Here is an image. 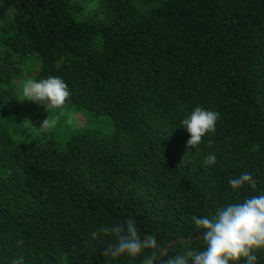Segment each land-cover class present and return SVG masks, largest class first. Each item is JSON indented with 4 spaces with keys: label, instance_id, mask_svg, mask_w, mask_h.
I'll use <instances>...</instances> for the list:
<instances>
[{
    "label": "trees",
    "instance_id": "obj_1",
    "mask_svg": "<svg viewBox=\"0 0 264 264\" xmlns=\"http://www.w3.org/2000/svg\"><path fill=\"white\" fill-rule=\"evenodd\" d=\"M48 76L115 128L26 134L18 85ZM196 106L220 116L192 148L180 122ZM245 171L257 188L233 191ZM260 192L264 0H0V264H159L114 260L92 232L131 218L169 253L199 248L193 215Z\"/></svg>",
    "mask_w": 264,
    "mask_h": 264
},
{
    "label": "clouds",
    "instance_id": "obj_2",
    "mask_svg": "<svg viewBox=\"0 0 264 264\" xmlns=\"http://www.w3.org/2000/svg\"><path fill=\"white\" fill-rule=\"evenodd\" d=\"M20 91L23 100L46 109L62 107L70 96L67 83L59 76L25 80ZM219 116L218 112L202 106H196L187 113L180 122L190 134L187 145L195 148L203 137L214 133ZM52 126L46 119L41 127L47 129ZM216 160L214 154H209L204 162L211 166ZM228 184L233 191L257 188L256 178L247 171L230 178ZM191 220L201 235L202 246L198 248L186 243L173 253L167 251L156 235L142 238L136 220L131 218L101 226L92 232V236L111 237L104 248V255L114 260L122 256L136 258L151 250L159 264H258L257 253L264 251V192L223 204L206 215H193ZM13 264H24L23 257L15 259Z\"/></svg>",
    "mask_w": 264,
    "mask_h": 264
},
{
    "label": "rangeland",
    "instance_id": "obj_3",
    "mask_svg": "<svg viewBox=\"0 0 264 264\" xmlns=\"http://www.w3.org/2000/svg\"><path fill=\"white\" fill-rule=\"evenodd\" d=\"M20 85H18V89L21 104L18 119L22 120L26 134L36 138L48 134L64 145L71 136L85 129L109 133L115 128L112 119L108 116L96 117L70 105H63L60 108L48 107L46 109L42 105L23 100ZM14 119L15 117H12L10 120L13 130L16 126L14 125L16 122ZM46 119L53 125L47 129L41 127ZM21 135H17V138Z\"/></svg>",
    "mask_w": 264,
    "mask_h": 264
},
{
    "label": "water",
    "instance_id": "obj_4",
    "mask_svg": "<svg viewBox=\"0 0 264 264\" xmlns=\"http://www.w3.org/2000/svg\"><path fill=\"white\" fill-rule=\"evenodd\" d=\"M179 242H182V240H179V241L173 242L171 245H174V244L179 243ZM171 245H170V246H171Z\"/></svg>",
    "mask_w": 264,
    "mask_h": 264
}]
</instances>
